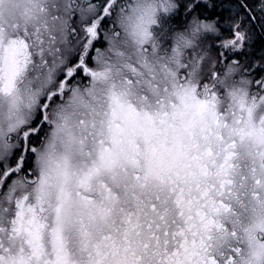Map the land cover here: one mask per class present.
<instances>
[{"label":"snow or ice","instance_id":"1","mask_svg":"<svg viewBox=\"0 0 264 264\" xmlns=\"http://www.w3.org/2000/svg\"><path fill=\"white\" fill-rule=\"evenodd\" d=\"M0 264H264V0H0Z\"/></svg>","mask_w":264,"mask_h":264}]
</instances>
